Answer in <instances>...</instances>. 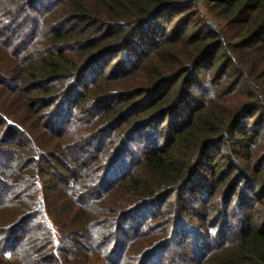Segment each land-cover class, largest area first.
I'll return each mask as SVG.
<instances>
[{
    "label": "trees",
    "instance_id": "1",
    "mask_svg": "<svg viewBox=\"0 0 264 264\" xmlns=\"http://www.w3.org/2000/svg\"><path fill=\"white\" fill-rule=\"evenodd\" d=\"M0 264H264V0H0Z\"/></svg>",
    "mask_w": 264,
    "mask_h": 264
},
{
    "label": "rangeland",
    "instance_id": "2",
    "mask_svg": "<svg viewBox=\"0 0 264 264\" xmlns=\"http://www.w3.org/2000/svg\"><path fill=\"white\" fill-rule=\"evenodd\" d=\"M11 194L14 195L15 193H14V189L12 190V189L10 188V195H11ZM14 196H15V195H14ZM14 196H13V197H14ZM140 250H141V249H139V251H138V250H135L134 253L140 252Z\"/></svg>",
    "mask_w": 264,
    "mask_h": 264
}]
</instances>
